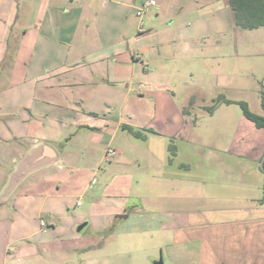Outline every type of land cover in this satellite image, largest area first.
Returning a JSON list of instances; mask_svg holds the SVG:
<instances>
[{"label": "crops", "instance_id": "obj_1", "mask_svg": "<svg viewBox=\"0 0 264 264\" xmlns=\"http://www.w3.org/2000/svg\"><path fill=\"white\" fill-rule=\"evenodd\" d=\"M129 2L0 0V194L18 162L37 143L53 145L60 156L57 163L30 172L0 202V264H98L101 260L92 254L99 245L97 237L86 243L83 235L71 229L74 223L70 224V234L58 231L62 228L55 223L54 212L49 213L50 219L41 216L50 194L42 197L40 186L25 181L63 160L66 151L59 145L82 148L83 158L103 152L99 164L104 158L111 164L119 154L118 162L124 158L123 144H139L127 127L138 132L146 129L147 139L152 135L150 124L136 126L134 122L143 112L134 107L138 98L132 96L133 84L139 76L147 83L154 81L148 62L166 55V45L157 42L137 52L122 29L116 37H110L114 36L109 31L111 20L121 27L125 24L119 11H111V7ZM155 2L159 10L151 15L154 19L172 0ZM181 4L183 10L185 4ZM143 15L138 16L137 30L144 24ZM140 61L145 67L139 74L135 66ZM163 94L166 92L160 90L158 96ZM153 101L155 104L158 98ZM176 116L175 122L181 127L179 117L183 115L179 112ZM71 126L75 132L66 135L63 130ZM130 136L134 142H129ZM108 147L117 151L113 158L106 153ZM150 156L158 162L153 152ZM112 182L113 177L108 179L109 185ZM262 197L251 196L244 206L204 207L197 204L194 193L173 196L185 203L151 213V221L140 223L133 231L144 233L147 239L132 242L144 249L148 264L158 260L157 251L163 258L167 253L172 264H264ZM36 198L43 200L37 214L29 216ZM141 202L126 204L122 215L145 209ZM30 217L37 224L29 222ZM42 219L46 225H42ZM108 224L109 220L101 227Z\"/></svg>", "mask_w": 264, "mask_h": 264}, {"label": "rangeland", "instance_id": "obj_2", "mask_svg": "<svg viewBox=\"0 0 264 264\" xmlns=\"http://www.w3.org/2000/svg\"><path fill=\"white\" fill-rule=\"evenodd\" d=\"M144 1L112 6L125 24L121 27L111 20L109 31L114 35L110 37H116L122 29L137 52L157 42L166 45L162 58L149 57L154 81L147 83L139 76L132 92L138 98L134 107L143 112L136 115V126L150 124L156 131L152 129L154 134L147 139V130L138 127L142 129L139 144H123L124 158L118 162L119 154L111 164L105 158L99 164L103 152L83 158L82 148L58 144L66 151L63 160L25 181L40 186L42 197L50 194L41 216L50 219L54 212L55 223L62 228L58 231L70 234L74 223L71 229L86 243L97 237L99 245L92 254L101 258L98 264L108 259L113 264H148L144 249L132 242L146 235L133 231L151 221V213L185 203L173 196L194 193L197 204L204 207L244 206L251 196H264V127L247 118L239 104L246 101L252 111L264 115V27L236 26L226 0H172L156 19L151 15L159 5L149 8L142 29L137 30L141 18L136 11ZM135 67L140 74L145 64L140 61ZM160 90L166 94L159 97ZM179 112L181 127L175 122ZM63 131L71 135L75 129ZM131 138L127 139L134 142ZM90 183L93 188L87 187ZM42 200L35 199L29 216L37 214ZM139 200L145 209L122 215L126 204L134 206ZM108 220V227H101ZM87 221L92 225L83 228ZM29 222L37 224L32 217ZM155 254L164 264H172L167 253L164 258L160 251Z\"/></svg>", "mask_w": 264, "mask_h": 264}, {"label": "trees", "instance_id": "obj_3", "mask_svg": "<svg viewBox=\"0 0 264 264\" xmlns=\"http://www.w3.org/2000/svg\"><path fill=\"white\" fill-rule=\"evenodd\" d=\"M233 11L235 25L241 29H255L264 27V0H226ZM264 109V90H262ZM244 115L255 122L259 128L264 127V115L257 114L249 108L246 101L239 102ZM130 133L136 138H142L141 132L127 127ZM264 166V163H263ZM261 203H264V196Z\"/></svg>", "mask_w": 264, "mask_h": 264}, {"label": "water", "instance_id": "obj_4", "mask_svg": "<svg viewBox=\"0 0 264 264\" xmlns=\"http://www.w3.org/2000/svg\"><path fill=\"white\" fill-rule=\"evenodd\" d=\"M60 160L59 152L56 147L51 144L41 142L33 146L28 153L18 162L15 171L10 175L9 181L0 194V202L5 200L13 189L19 185L30 172L38 170L44 166L50 165L52 163H57ZM264 159L262 160V165ZM88 224L84 223L83 228H86ZM154 264H164V261L158 259Z\"/></svg>", "mask_w": 264, "mask_h": 264}, {"label": "built area", "instance_id": "obj_5", "mask_svg": "<svg viewBox=\"0 0 264 264\" xmlns=\"http://www.w3.org/2000/svg\"><path fill=\"white\" fill-rule=\"evenodd\" d=\"M155 4H156L155 0H145L143 5L138 8V11H136L137 16H142L145 11H147ZM106 153L108 157L113 158L116 155L117 151L114 148L108 147ZM89 187L93 188V185L90 183ZM81 203H82L81 200L77 202L78 205H80ZM46 224L47 222L42 219V225H46Z\"/></svg>", "mask_w": 264, "mask_h": 264}]
</instances>
